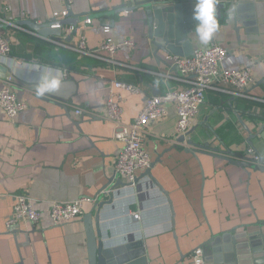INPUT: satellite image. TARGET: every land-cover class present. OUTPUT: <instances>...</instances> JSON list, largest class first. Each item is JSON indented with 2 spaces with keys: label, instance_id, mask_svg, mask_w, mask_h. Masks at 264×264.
Listing matches in <instances>:
<instances>
[{
  "label": "crops",
  "instance_id": "0c3cea01",
  "mask_svg": "<svg viewBox=\"0 0 264 264\" xmlns=\"http://www.w3.org/2000/svg\"><path fill=\"white\" fill-rule=\"evenodd\" d=\"M128 1L72 0L68 18H78L77 24L63 25L55 36L43 38L16 22L55 27L65 18V4L0 0V36L10 44L8 57L0 58V90L10 77L16 98L27 105L11 119L0 108V264H88L83 215L92 203L84 205L79 220L60 226L50 223L47 210L53 201L107 199L102 189L113 195L102 211L106 246L131 245L126 253L142 251L140 264H205L201 245L213 234L233 230L236 243H244L246 234L256 233L264 221V172L249 169L247 175L222 157L229 148L235 157H250L252 162V155L246 154L250 134L253 153L264 157V0H244L253 5L254 15L245 10L239 18L217 9L219 30L206 45L197 42L192 17L183 15L177 21L178 33L188 39L175 51L220 45L227 50L221 67L250 66L252 83L244 96L222 82L207 90L184 144L175 141L173 106H166L164 115L147 125L143 145L155 163L150 172L168 192L174 216L148 174L150 182L130 184L114 171L122 143L113 137V124L103 118L109 84L124 81L141 89L139 94L116 91L124 122L138 115L146 96L186 86L174 78L177 72L170 54L155 51L144 9L133 8L137 0H130L132 6ZM231 1L219 0L217 5ZM106 24L113 41L130 39L133 44L113 54L97 51ZM81 37L90 50H96L94 54L75 50ZM49 69L64 73L63 82L57 92L38 97L37 81ZM77 109L82 113L77 114ZM189 140L208 145L193 148ZM137 175L140 179L143 174ZM20 193L35 201L43 220L35 226L22 222L9 230L5 223ZM261 228L264 231V225ZM258 248L261 252L262 246ZM197 249L201 250L198 261ZM246 251L251 247H238L228 261L224 257L228 251L222 249L221 264H248L243 258Z\"/></svg>",
  "mask_w": 264,
  "mask_h": 264
},
{
  "label": "built area",
  "instance_id": "2783aa9c",
  "mask_svg": "<svg viewBox=\"0 0 264 264\" xmlns=\"http://www.w3.org/2000/svg\"><path fill=\"white\" fill-rule=\"evenodd\" d=\"M56 1L66 6L72 2V0ZM66 14L67 9H64L62 16H66ZM0 21L2 20L0 19ZM68 29H72V27ZM102 31L106 36L100 42L97 51L113 54L119 48L133 44L130 39H124L121 42L113 41L107 36L110 31L107 24L102 27ZM75 50L87 55H92L96 51L87 47L84 37L78 41ZM9 52L8 39L0 36V58L8 57ZM226 54L227 50L215 43L192 49L189 54H170L169 58L177 72V76L174 78L184 82L186 86L170 89L157 95L146 96L141 110L131 122H124L123 120L122 99L116 91L125 90L132 94H139L141 93L140 87L124 81H112L109 84L108 95L104 102L105 114H103V118L113 124V137L122 143L121 150L114 162L116 174L130 184L140 183L138 180L150 182V178L145 172L151 166V159L143 143L147 133V125L161 118L165 113L166 106L171 105L175 109L177 115L175 141L178 142L177 138L185 135L191 129L193 119L198 116L200 108L205 102L207 90L215 88L216 83L230 84L236 90L235 94L238 96L245 95V90L252 83L251 67L248 65L239 69L221 67V62ZM11 85V78L7 77L4 87L0 90V108L8 119L13 118L27 106L25 102L16 98ZM76 113L81 114L82 110L77 109ZM246 154L252 155V162L258 158L251 148H247ZM138 172L143 174L140 179H138ZM101 193L109 194L112 192L110 189H102ZM94 200L82 197L72 201L51 202L47 210L50 223L60 226L79 220L83 214L84 205L88 201L93 203ZM42 220L43 212L36 207L35 201L28 195L20 193L14 197L12 213L5 225L10 230L17 228L22 222L35 226L40 224ZM200 251V249L195 251L194 259L196 261H198L197 256Z\"/></svg>",
  "mask_w": 264,
  "mask_h": 264
},
{
  "label": "water",
  "instance_id": "95a60500",
  "mask_svg": "<svg viewBox=\"0 0 264 264\" xmlns=\"http://www.w3.org/2000/svg\"><path fill=\"white\" fill-rule=\"evenodd\" d=\"M192 3L193 0H142L138 1L133 8H142L147 15L146 22L149 24V35L152 39V44L155 47V51L161 50L167 54H189L191 51L186 53H181L180 51H175L178 49L179 45L188 39L187 36H181L178 33V25L177 21L184 15V17L189 18L192 17ZM128 6H132L131 1L129 0L126 3ZM123 6V5H121ZM118 8V7H115ZM217 9H225L228 14L236 15L237 18L242 16L243 12L250 11L251 15L253 13V5L251 3H245L244 0H233L228 4H218ZM71 11L69 6H67V14L64 16L65 18L61 21H58L55 27H51L50 24H37L28 20L17 21L16 25H27L30 29L36 32V34L40 37L47 38L48 36L54 35L55 32L60 29L61 26H73L77 24V20H73L68 18L71 15ZM92 19V17H87ZM0 27L2 25L0 24ZM187 26H185L186 28ZM155 39H159L160 41H156ZM48 95V94H46ZM53 97V96H52ZM55 98V97H53ZM57 98V97H56ZM192 131V130H191ZM190 133L188 131L185 135L179 136L177 138L179 143H183L187 134ZM253 135L250 134L247 142L249 143V147L253 149V152L256 153V150L251 146L250 138ZM220 140V139H219ZM220 143L223 142L220 140ZM193 148L196 146H200L204 148V146L208 145L205 143L204 145H200L198 143L189 140V144ZM224 145V144H223ZM199 148V147H198ZM189 151L196 153V149L188 148ZM257 155V160L255 162H251L249 159H244L237 155L236 157L233 155V151L229 148L224 152V159L228 162L237 165L246 171L247 175H250V170H257L259 168L260 171L264 172V157L260 154ZM159 160V159H158ZM155 163H151L149 169L146 170V174L151 177L153 183L160 189L162 194L167 198L170 210L172 212V216H174V211L172 207V202L170 200L168 192L164 189V187L159 183V181L151 175V168ZM120 181V179H119ZM122 182V181H120ZM113 195L112 193L108 194V198H95L92 203V207L90 211L83 215L84 221V232L86 235V246H87V257L88 264H140L143 263L144 258L142 251L130 253L129 255L126 252H130L131 245L127 246H106L105 240V231L102 226V211L104 210L105 205L110 204L112 202ZM264 225V221L259 223V229L256 233L246 234L247 241L244 243H236V236L233 233V230L230 232H223L220 235H212L207 241L201 245L203 250V260L205 264H221L222 258L225 257L228 261L234 259L233 252L236 255V250L238 247L248 248L251 247L250 252H244L243 258L246 259V262L249 264L250 261L253 264H258L259 261L264 263V231L262 230V226ZM175 236V235H174ZM259 237L258 240H252L254 238ZM221 242H229L220 245ZM231 243V244H230ZM262 246V251L258 250V246ZM257 247V248H256ZM222 249H226V254L222 257L221 251ZM137 258V259H136ZM132 259H136V261L132 262ZM231 264V263H230Z\"/></svg>",
  "mask_w": 264,
  "mask_h": 264
},
{
  "label": "clouds",
  "instance_id": "9594fccd",
  "mask_svg": "<svg viewBox=\"0 0 264 264\" xmlns=\"http://www.w3.org/2000/svg\"><path fill=\"white\" fill-rule=\"evenodd\" d=\"M191 16L195 22L194 35L197 42L203 45L208 44L219 30L217 0H193ZM62 82V72L59 69H49L39 77L35 93L38 97L55 93Z\"/></svg>",
  "mask_w": 264,
  "mask_h": 264
}]
</instances>
